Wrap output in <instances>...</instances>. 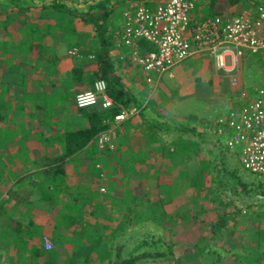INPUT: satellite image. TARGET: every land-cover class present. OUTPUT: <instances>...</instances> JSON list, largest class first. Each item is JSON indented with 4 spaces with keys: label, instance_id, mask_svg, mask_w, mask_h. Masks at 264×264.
Wrapping results in <instances>:
<instances>
[{
    "label": "rangeland",
    "instance_id": "1",
    "mask_svg": "<svg viewBox=\"0 0 264 264\" xmlns=\"http://www.w3.org/2000/svg\"><path fill=\"white\" fill-rule=\"evenodd\" d=\"M72 1L80 3L87 0ZM189 1L195 5L192 16L194 21L202 19V16H237L247 9L249 3L252 4L250 0ZM127 2L117 5V15L113 16L116 19H109L106 24L107 38L110 40L108 52L125 99L128 100L126 93H129L138 106L128 101L129 105L122 110H133V115L119 124L113 121L114 127L110 130V135H114V138L110 137L113 139L114 149H103L105 151L102 150L100 155L97 148L99 155H96L92 148H88L65 161V186L60 190L59 198L51 200L61 204L62 197L65 215L71 213L73 209L69 204L75 200H78L76 206H82L87 212L92 210V204L99 203L97 214L100 217L96 222H87V233L82 232V238H79L77 230L70 233L64 228L67 233L62 234L60 227L66 224V220L58 218L62 214L59 213V208L40 200L39 191L28 187L27 178L23 180L21 187L33 193L29 199L33 209L28 218L33 219L38 229L31 235L24 233L21 239L26 243L22 245L12 227L6 226L7 216L4 215L11 211L18 218L17 215L20 214L13 203L15 204L16 199L24 198L27 192H20L21 188L15 186L18 177L31 176V181L42 182V171L30 165L32 160L26 158L25 153L34 154L33 160L39 154H56L57 143L53 133L56 129L67 131L77 126L76 120L70 119L69 108L75 105V97L85 91L83 89L78 92L84 86L85 76L82 80L71 82V71L75 63L84 62L79 49L72 48L69 53L71 57L58 59L50 67L38 68L37 73L42 78L46 77L47 82H52L55 78L61 92L68 96L67 103L70 105H67L66 110L55 117L53 122H49L50 119L47 118L41 123L38 119L39 111L29 114L27 106L25 112L15 116L13 124H8V129L13 130L12 137L17 150L10 153L8 148L0 149V175H3L0 179V264L38 263L32 257L33 251L38 250L44 252V258L41 259L44 264L48 259L50 264L57 260V264H118V258L123 260L139 256L141 258L135 264H264V199L254 194V187L264 185L263 179L248 175L241 168L237 158L238 149L231 153L223 147L220 138L204 130L209 119L225 112L229 106L233 95L231 78L234 73H215L208 59L195 64L189 60L166 71L159 77L157 85L155 83L148 87L139 76L141 71L137 69L139 74H135L136 68L131 64L128 66L126 61L129 50L119 42L121 30L118 22ZM166 2L167 0H155L149 6ZM14 13L15 11H4V7L0 5V23L6 20L13 22L8 26L12 41L2 39L1 46L9 43L11 48L13 45L19 47V41L26 32L21 29V21L32 20L33 15H37L29 13L16 16ZM48 24L53 27L51 33L56 37V44L60 40L62 28L54 19L48 21ZM38 25L39 28L44 26L42 21ZM82 29L84 27L79 28V31H85ZM88 33L87 37L80 35L74 40L80 42L79 38L85 40L92 37L93 41L95 32ZM137 45L144 51L154 50L145 40H138ZM27 57L26 51H18L13 56V64L17 65L21 61V66H24L23 61L28 62ZM2 61L0 88L12 95V85H19L21 74H7L5 70L9 68V59L2 56ZM244 63L246 65H243V60L239 61L240 73L235 77L238 86L252 80V74L246 75L248 68L254 71V84L264 82V53L246 55ZM29 65L27 64L28 67ZM22 68L24 70L21 72H24L26 67ZM191 75L199 87L205 82L206 89L201 92L209 91L208 96L214 99L213 104H207V109H203V99L190 98L185 95L190 92L183 91L186 86L190 87ZM101 81L108 87V81ZM207 84H212L215 92L211 93ZM27 89L34 92L35 84L29 83ZM71 94L75 96L72 97ZM140 109H145L153 118L192 127L198 134L202 133L208 143L202 142L196 135L171 136L156 134L154 130H150L155 132L151 138L154 144L146 148L151 155L144 154V136L140 134L149 132V129H146V120L140 116ZM0 133H3L1 126ZM108 133H105L106 136ZM169 148L174 150L172 154H169ZM151 149H155V156ZM163 151H166V155L160 157L159 154ZM8 153L18 158L17 161L6 159ZM137 158L148 162L149 167L142 168L136 161ZM157 174L158 179L154 177ZM10 188L17 193L16 199L6 202ZM133 196H141L136 206L131 204ZM82 216L80 214L77 220H82ZM19 220L25 222L26 218ZM96 224L100 226L96 228ZM88 232L92 239L88 238ZM99 237L102 238L101 243L96 244ZM45 241L51 245L49 250L44 246ZM64 244L68 251L53 253L64 247ZM156 253H161L162 256L145 258V254ZM67 257L70 258L69 262L66 261Z\"/></svg>",
    "mask_w": 264,
    "mask_h": 264
},
{
    "label": "trees",
    "instance_id": "2",
    "mask_svg": "<svg viewBox=\"0 0 264 264\" xmlns=\"http://www.w3.org/2000/svg\"><path fill=\"white\" fill-rule=\"evenodd\" d=\"M120 1L121 3H119ZM124 1L125 3L127 1H141L147 5H151L155 0H89L80 3L72 0H0V5L1 7H4V11H15L14 15L16 16H23L29 13H32L33 15L34 13H37V15H33L32 20L21 21V29L26 32L23 34V38L19 41V47H15L13 45L11 48L8 46L9 43H3V46L0 45V66L3 64L2 56H6L9 59V68L8 70H5V72L7 74H21V81L19 85H12V95L19 96L9 95L5 93L6 91L4 88H0V126L3 129V133H0V149L8 148L10 153L11 151L14 152L17 150V144L14 137H12L14 136L12 135L13 130L8 129V124H13L15 116L20 115L21 112H25V108H27V106L29 114L34 111H39L40 115L38 116V119L39 122L41 121V123H43V121L48 120L47 118L50 119L49 122H53L52 120L55 117H59L63 111L66 110L67 105H70V103H67L68 96L64 92H61V88L55 81V78L52 82H47L46 77L42 78L37 73L39 72L38 68L50 67L49 65H53L54 61L58 62V59L71 57L69 53L72 48L79 49V53L82 54V59L84 61L75 63L76 65H74L71 71L72 81H79L85 76V81L83 82V87H86L85 91L91 90L94 84L98 81L105 80L109 82V80L112 79H114L117 85L121 88L119 77L116 75L115 67L109 57L108 47L110 40L107 38L108 29L106 24L109 19H116L113 16L116 14L115 10L118 7L117 5L122 4ZM250 1L253 5H255L263 2L264 0ZM208 17L202 16V19ZM52 19H54L62 28L60 40L56 44L54 43V39L56 37L51 33L53 27L48 24V21ZM41 21L44 25L43 28H39L38 25ZM12 24L13 22L10 20L0 23V41L2 39H9L12 41V39H10L11 35L8 32V26ZM81 27H84L82 30L85 31H79V28L81 29ZM92 31L95 32V39L93 41L92 37H88L85 40L79 38L78 41L80 42H76V40H74L80 35L87 37L89 35L88 32L91 33ZM1 43L2 42H0V44ZM18 51L20 53L24 51L28 53V62L23 61V64L26 67L24 72H21L24 70L22 68L24 66H21L20 64L21 61H18L17 65L13 64V56L14 54H17ZM124 58H126L125 55ZM126 62H129V57ZM27 64H30L31 68L30 65L28 67ZM29 83L35 84L34 92L28 91L27 86ZM80 84L82 85V83ZM108 92L111 94L109 88ZM126 95L128 97L127 102H133L134 106H138L134 98L129 93H126ZM113 100L115 102V108L106 112L99 111L95 108L80 109L75 105H71L69 108V111L71 112L70 119L73 121L76 120L77 126L73 130L71 129L67 131L63 129H56L55 133H53V138L57 143V146H55L57 153L50 156L39 154L34 160V154L25 153L26 158L28 157L32 160L30 161V165L35 167L37 170L42 171V182L39 183L37 181H31V176H20L15 182V186L21 188L20 192L26 191V189H23L21 186L23 184V180L27 178L29 180L28 187L32 190L37 189L39 191L40 200L46 202L48 201L53 206L59 208V213L62 214H60L61 216L58 215V218L60 220H66V224L61 227L58 225L62 229V234L67 233L63 230L64 228H66L68 232L77 230L80 234L79 238H82L84 234L81 233L85 231L87 222H96V220L100 217H98L97 214V209L100 208L99 203H94V205L92 204V210L87 212L84 211L82 206H76L78 200H75L73 203L69 204L73 210L69 215H65L63 213L65 207L63 206L64 201L62 197L61 204L51 200H54L55 198L58 199L60 190L65 186L66 175L64 172V164L67 159L82 152L83 150L85 151V149L88 148H92L93 152L97 155L98 151L95 137L106 130L113 129L114 127L113 120L115 115L118 113V103L116 99ZM127 102L125 105L128 104ZM11 109H13L12 112L10 111ZM115 109H117L116 112ZM140 116L146 120L145 122L149 127L146 128L149 129V132L143 135H141L142 133L140 134V136H144V154H148L150 152V150L148 151L146 148H150V146L154 144L151 142V138L155 132L156 134H168L171 136L196 135L202 142L208 143V140L204 137V135L202 133L198 134V132L192 127L178 126L166 119L153 118L145 109H140ZM111 121L112 123L109 124ZM150 130H154L155 132ZM5 143L7 144L5 145ZM151 150L153 156H155V149ZM168 152H171L169 154H172L174 150L169 148ZM19 155L23 156L22 154ZM148 155L150 156L151 153ZM159 155L160 157L166 155V151L161 152ZM6 159L17 161L16 159L18 158H15L14 155L10 156L8 153L6 155ZM19 160L21 161V159ZM136 161L142 165V168L149 167V163H145L142 158H137ZM154 177L158 179L159 175L157 174ZM1 178H3V175H0V179ZM262 182V184H264V179ZM7 193L8 199L6 202L15 198L17 194L14 193L13 188H10ZM31 194H33L32 191H28L24 198H20L19 200L15 198L16 202L15 204L13 203V206L20 212V214L17 215L18 218H16L11 211L7 212L9 214H4L7 216V218H5L6 226L10 228L12 227L14 235L17 236L18 242L22 243V245L26 243L23 239H21L22 235L24 233L31 235L32 232L38 229L33 219L28 218L30 211L33 209L29 201ZM254 194L257 197L264 199V185L254 187ZM140 197L133 196L131 204L134 206L138 205L141 199ZM80 211L84 213H81ZM80 214H83L82 220H77ZM22 218H26V221L23 222L19 220ZM99 226L100 225L96 224L95 227L98 228ZM85 233L87 232L85 231ZM90 235L91 234L88 232V238H91ZM101 240V237L97 238L96 244H100ZM63 246L64 247L59 248L57 251L54 250L53 253H63V251H68L66 250L67 248L65 247V244ZM42 256H44L43 250L33 251L32 257L38 260V263L33 264H44L42 263L44 258ZM46 256L48 257L47 253ZM154 256L161 257L162 254H145V258H152ZM140 258L141 256L123 260L118 258L117 260L118 264H135V262ZM39 259L42 260L40 261ZM69 260L70 258L67 257L66 261L69 262ZM57 261L54 264H57ZM49 262L50 261L48 259L45 264H50ZM113 264L117 263L115 262Z\"/></svg>",
    "mask_w": 264,
    "mask_h": 264
},
{
    "label": "built area",
    "instance_id": "3",
    "mask_svg": "<svg viewBox=\"0 0 264 264\" xmlns=\"http://www.w3.org/2000/svg\"><path fill=\"white\" fill-rule=\"evenodd\" d=\"M194 10L189 0H167L153 6L130 1L121 12L119 42L129 50V63L141 71L146 84H155L166 71L203 53L212 58L216 72L227 74L237 73L246 55L264 53V1L249 3L241 14L231 17L214 15L194 21ZM138 40L149 42L154 50L139 49ZM251 79L238 86L237 79L231 78L229 106L209 119L204 130L220 138L231 153L238 149L239 164L248 175L264 179V82L254 84L253 74ZM74 101L80 109L106 112L115 108L104 81L79 93ZM131 115L133 110H121L113 121L119 124ZM110 130L95 137L100 155L103 149L115 148ZM44 246L51 248L47 241Z\"/></svg>",
    "mask_w": 264,
    "mask_h": 264
},
{
    "label": "crops",
    "instance_id": "4",
    "mask_svg": "<svg viewBox=\"0 0 264 264\" xmlns=\"http://www.w3.org/2000/svg\"><path fill=\"white\" fill-rule=\"evenodd\" d=\"M196 58L197 59H199V60H196ZM206 59H208L210 62H211V65H213V68H214V64H213V61H212V58L208 55V54H206V53H203V54H201L200 55V57H195V58H191V59H189V60H192L193 62H194V64L195 63H197V62H199L200 60L201 61H206ZM189 60H187V61H185V62H188ZM244 61H245V59L243 60V65H246L245 63H244ZM184 62V63H185ZM128 64H129V62H128ZM129 66V65H128ZM243 69L245 70V67L243 66ZM137 70V69H136ZM136 70H134L135 71V74H139V72H138V70L136 71ZM251 71H252V73H251ZM214 72L215 73H218V72H216L215 71V68H214ZM235 75H234V74ZM239 73H240V71H238L237 73L236 72H232V74H233V76L232 77H237L238 75H239ZM254 73V71L251 69V68H248V72L246 73V75H251V74H253ZM221 74H225V73H220V75ZM192 75H194V74H192ZM191 75V78H190V83H189V88L186 86L185 87V89L183 90L184 92H186L187 90L190 92V94H185V95H188V96H190V98L191 97H197L199 100H201V99H203L201 102H202V105H203V109H207L208 108V106H207V104L208 105H211V104H213V100L214 99H212V98H210L209 96H208V94H209V91H206V90H204V92H201V91H203V89H206V88H204V86H205V82L203 83V87L202 86H198V85H196V82H194L193 81V76ZM244 75V74H243ZM139 76H141L142 77V79L141 80H143V83H145L144 82V79H143V76H142V74H139ZM213 77V76H212ZM158 79L159 78H156L155 79V83H156V85H157V83H158ZM71 80V79H70ZM71 82L72 83H75V82H73L72 80H71ZM77 84V83H76ZM146 84V83H145ZM148 87H149V85L148 84H146ZM241 85V84H240ZM108 86H109V89H110V92H111V94H109V92H108V95H109V97H111V98H113V99H116V101H117V103H118V105H117V108H118V111H120V110H122V108H125V103L127 102V100L125 99V94L123 93V91L121 90V88L117 85V83L115 82V80L114 79H112V80H109V83H108ZM212 86V84H207V88H208V90H210L211 91V93H212V91L213 92H215V87H211ZM202 87V88H201ZM117 88H119V89H117ZM200 88H201V90H200ZM212 88V89H211ZM80 89V88H79ZM83 89H86V87H83V88H81L78 92H80L81 90H83ZM231 90H232V88H231ZM77 92V93H78ZM232 92H233V90H232ZM231 92V93H232ZM73 94H71V96H72ZM75 95H73L72 97H74ZM208 97V98H207ZM178 98H180V97H178ZM207 98V99H206ZM210 98V99H209ZM121 107H120V106ZM116 110L117 109H115V112H116ZM201 110H202V108H201ZM109 120V119H108ZM111 120V119H110ZM112 123V121L109 123V124H111ZM74 128H72V130H73ZM7 143H5V145H6ZM98 151V150H97ZM97 155H99V153L97 152Z\"/></svg>",
    "mask_w": 264,
    "mask_h": 264
}]
</instances>
